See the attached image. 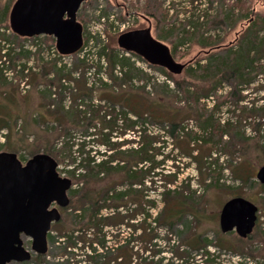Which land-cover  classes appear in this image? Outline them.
<instances>
[{"label": "trees", "instance_id": "obj_1", "mask_svg": "<svg viewBox=\"0 0 264 264\" xmlns=\"http://www.w3.org/2000/svg\"><path fill=\"white\" fill-rule=\"evenodd\" d=\"M154 1L157 3V8L161 6V9L159 8L161 12L154 13L151 10L153 6L149 3L143 10V14L156 18L161 15L166 19L171 12L170 8H162L161 3L158 4L157 0ZM220 1L222 4L219 7L222 8L220 12L219 9L209 12L210 8H207L206 12L185 15L188 19L184 18L180 26L171 25L167 31H161L160 18H157L158 38L170 42L175 59L179 54V49L185 47L186 41L210 50L209 53L206 52L205 57L199 58L191 64L188 63L180 75L169 73L160 66L150 65V67L160 69L166 77L164 82L157 83L158 91L148 88V84L140 86L133 84L135 73H144L148 76L147 72L145 73L133 59L144 61L142 57L134 53L128 54L125 50L111 47L106 43L100 48L98 54L100 60L107 64L109 77L115 84L120 86L130 84V86L127 87V90H122L121 94L113 90L109 95L103 97L111 104L110 107L106 106L105 114L101 115L102 106L95 108L90 105L85 110L79 109L77 106L52 110L49 104L42 102L39 110H33V113H24V115L19 112L11 116L0 111V133L4 130L8 131L7 137L9 140L11 139L9 150L16 152L18 149H25L30 156L42 152L50 154L62 166L60 173L67 174L73 182V188L70 191V207L65 211L63 221L56 225V234L51 235V246L57 250L59 256L55 261H48V264L86 263L84 259L76 260V257L87 259V252L93 253L92 250L95 253L89 254L91 264L94 261L98 262L100 258H107V255L112 252L114 259L119 260L123 256L124 251L122 250L126 248H128L129 264L136 256L141 260L139 264H157L158 260V264L163 262V258L156 259L158 255L156 253H160L161 250L154 251L153 256L143 257L142 255L141 257L142 249L134 246L129 247L131 243L129 240L127 244L124 242L113 248L106 245L108 242L105 239L108 235L105 231L118 230L126 225L132 234L139 233L137 237L142 241L143 251H145L149 250L150 246H158V228L164 226L172 229L177 225L184 226L187 224L184 223L185 217L196 218L197 216L196 212L199 207L196 190H192L188 194L185 193V187L175 185L178 182V173L166 170V163L172 159L171 154L166 152L165 145H161L160 134L151 130L149 124L162 125L166 129L165 134L172 139L174 145L184 151L182 154L185 157L196 161L202 171V167L206 163V156L201 152L194 155V151L199 150L197 147L200 143L213 141H209L207 137L214 138L217 135L223 141L224 135L228 133L227 129L233 125L231 122L234 121L233 119L225 120L226 123L228 122L224 123L225 125L222 124L220 118L216 119L218 111L222 112L226 109L230 114L241 112L238 124L243 119L247 120L256 114L264 119V105L258 106L255 102L250 107L246 101L248 96L243 95L245 92L249 93L250 90H253L252 87L259 86L256 82L257 77L264 73V25H262L264 22L258 19L259 14L254 11V0H235L231 4L228 0ZM15 2L16 0H8L3 3L0 0V88L4 98L9 101L14 100L15 91L12 92L6 87L10 83L8 75H6L7 70L17 71L18 69L17 73L21 74L22 79L31 80L32 78L33 86L38 88L41 84H48L46 77L54 75L52 72L58 71L54 76L61 79L58 75L59 72L67 69L66 65H63V68L59 67L57 60L42 58L41 50L34 51L25 48L22 44L23 41L36 40L39 36L21 37L11 31L9 16ZM212 3L213 0H211ZM237 10L239 17L235 19V16L232 15H235ZM179 15V12H176L171 16L173 22L179 19ZM229 18L234 21L232 29L237 26V19L239 23L248 21L249 24L244 31L240 32L235 42L226 43L227 35L223 38L221 35L211 34L207 23L209 22L211 27L219 26L230 23ZM6 30L10 31L9 35L6 34ZM84 33H86L85 29ZM43 37L45 41H52V47L54 46V52L57 54L53 36L45 35ZM99 38L101 36L93 37L96 41ZM90 41L85 34L84 44L88 45ZM62 56L59 54V57ZM76 59L79 64H83L87 58ZM30 60L34 61L38 71L28 66ZM116 69L119 72H116ZM115 73L119 74L115 75ZM54 82L53 78L52 84ZM224 83H228L230 87L226 94L220 92V89L225 87ZM88 91L92 92V90ZM213 94L214 106L210 111L211 114L207 118H203L202 121V116L199 115L196 107L209 109L207 99ZM120 95H122V100L119 99L121 101L118 100ZM118 104L121 106L120 112H117ZM45 112H53L54 119L48 118ZM186 115L198 122L202 131L200 134H193V137H189L193 132L182 125ZM19 120H22V124L15 132V125L17 126ZM52 122L55 123L54 127L49 125ZM250 124L256 131H261L264 127V121ZM79 130L82 134L74 135ZM131 132L138 135L136 147L124 148L128 140L114 141L115 138ZM95 135H97V139H95ZM29 140L30 144L27 142ZM97 141L106 147L105 151L96 150L93 143ZM254 145L261 147L260 140H255ZM262 149H264V145H262ZM210 159L212 162L209 165L212 167L218 163L220 158L213 159L210 156ZM157 180L162 181L163 190L160 195L164 206L159 214L154 216L151 210L156 208L157 202L148 190L155 186ZM125 182L129 184V186L127 185L128 189H122ZM148 182L151 183L150 188ZM121 183L123 185L118 187ZM124 209L126 210L124 211ZM142 211L144 214L141 223H134L133 221L139 217ZM90 229H94L95 232L90 234L88 232ZM256 229L247 238L239 236L237 243H230L229 247L234 250L238 249L235 251L236 254L244 257L254 256L252 255L254 252L247 249V244L255 238ZM77 231L84 233L77 234ZM202 236L198 235L189 246L193 249H202L208 259V264H220L216 262L215 253L209 250L214 242L208 236L204 238ZM78 237L83 239L82 245H79V240H76ZM62 238L67 240V243L61 240L64 246L59 241ZM218 238L221 244L226 241L222 234ZM94 239L99 241L105 249L103 253L93 247ZM217 244L216 247H223L221 244ZM237 244L241 245L240 248ZM51 250L47 254L48 256ZM65 256L66 260L63 258ZM37 259L41 264L44 262L43 255H38Z\"/></svg>", "mask_w": 264, "mask_h": 264}, {"label": "rangeland", "instance_id": "obj_2", "mask_svg": "<svg viewBox=\"0 0 264 264\" xmlns=\"http://www.w3.org/2000/svg\"><path fill=\"white\" fill-rule=\"evenodd\" d=\"M2 1L3 3H6L8 0ZM233 1L235 0H228L229 4ZM157 2L158 4H162V8H170L171 10L166 19L161 15L160 17H157L160 18L161 23L159 27L161 28V31H167L171 25L180 26L184 18H187L185 15L190 16V14L195 12L197 14L206 12L207 8H210L209 12H213L217 9H219V12L222 10V8H219L220 5H222L220 0H213L212 4L211 0H157ZM149 3L153 6L151 10L154 11V13L161 12V6L159 5L160 9L157 8V3H155L154 0L151 2L150 0H87L84 2L78 12V17L86 31L84 36L87 34L91 41L88 45L84 44L81 51L76 55H61L62 57H59V54L54 52L55 50L54 46L52 47V41H45L43 36H39L36 40L23 41L22 44L25 48L34 51L39 49L41 50L42 58H45L46 60H57L59 67L66 65L67 69L59 72L58 75L61 79L55 78L54 76L55 74L57 75L58 71L54 73L52 72L54 75L46 77L48 84H41L38 88L33 86L32 81L34 80H32V78L31 80L28 78L22 79L21 74L17 73L18 69L17 71L7 70L8 72L6 75H8L10 83L6 87L12 92L15 91V98L12 101L5 99L2 95L3 91H1L0 88V111H2L3 114H9L11 116L19 112L24 115V113L39 110L42 102L43 104H49L51 107L50 109L52 110H58L60 108L69 109V107L72 106H77L79 109L81 108L85 110L87 107H90V105H92V107L95 106V108H97V106H102L103 111L101 112V115L105 114V111L107 110L106 106L110 107L111 104L103 97L109 95L113 90H116L118 94H121L122 90H127V87L130 86V84H126L125 86L115 84L111 77H109L110 75L107 64L100 60V55L98 53L103 44L106 43L110 44L111 47H118L117 39L122 32L129 29L146 28L149 26V22L152 24V33L154 37L159 39L157 31L158 19L143 14V10ZM253 3L255 7L254 11L259 14L258 19L264 22V0H254ZM176 12H179L180 14L179 19H176L173 22L171 16L176 14ZM238 14L239 11L237 10V13L232 16H235L236 19L239 17ZM228 21H230V23ZM228 21L227 24L213 27H211L208 22L207 27H210L209 30H211V34L221 35L223 38L227 35L225 40L226 43L235 42L240 32L248 27L249 22L243 21L242 23H239V20L237 19V26L235 29H232L231 26H233L234 21L230 18ZM262 25H264V23ZM6 34L9 35L10 31L6 30ZM96 36H101V38L96 41V39H93V37ZM161 41L169 45L170 48L172 47L168 40ZM53 44L56 45L55 38ZM193 44L194 43L190 41H186L185 47L179 49L180 51L176 56V60L181 63L191 64L199 58L205 57L206 52H210L208 48H202L199 45ZM76 58L87 59L85 63L79 64V61ZM133 59L149 76H146L144 73H135L133 75V84L135 86L148 84V88L158 91L159 86L157 83H162L166 80V77L161 73L160 69L150 67L151 64L145 60L137 61L135 58ZM28 66L34 70L37 69L33 60L28 62ZM36 71H38V69ZM117 71L118 69H116V72ZM116 74L119 73H115V75ZM53 78L55 82L52 84ZM168 82L173 84L170 80H168ZM256 82L259 84V86L256 85L257 88L252 87L253 90H250L249 93L245 92L243 94L248 96L246 101L250 107L255 102H257L258 106L264 105V73L257 77ZM103 83L106 85L104 86ZM224 84L225 87L220 89V92L226 94L229 92L230 87L228 83ZM88 90H92V92ZM85 93L87 94L85 95ZM119 99L122 100V95H120L118 100ZM207 103L209 109H202L199 106L196 107L198 108L199 115L202 116V121L203 118H207L211 114L210 111L214 106V94L207 99ZM120 110L121 106L118 104L117 112H120ZM45 114L48 118H52V120L55 117L53 112H45ZM256 115L247 120L243 119L242 122L238 124V121L241 119V112L238 111L235 114H230L224 109L222 112L218 111L216 113L215 118H220L223 125H225V120L228 118L233 119L234 121H231L233 122V125L230 129H227L228 133L224 135L223 141H221L220 137L217 135L214 136V138L207 137L209 141L213 140V143H200L199 147H197L199 150L194 151V155L201 152L206 156V163L202 167V171L196 161L185 157L184 154H182L184 151L174 145L172 139L165 134L166 129H164L162 125H152L150 123V129L157 134H160L161 145H165L166 152H170L171 154L172 159L166 163V170L176 171L178 173V182H176L175 185L185 187V193L188 194L192 190H196V198L199 207V210L196 212L197 216L196 218L192 216L185 217L184 223L187 224H184V226L177 225L172 229H168L164 226L158 228V246H150L149 250L143 251L142 241L137 237L139 233L136 232V234H132V231L126 225L118 230L109 231L110 233L105 238L108 242L106 245L116 248V245L123 244L124 242L127 244L129 240L131 242L129 247L134 246L142 249L140 253L141 257L142 255L143 257L153 256L154 251L161 250L160 253H156L158 254L156 259L163 258V262L160 264H171L172 262V264H208V259L202 249H193L189 246L198 235H203V238L208 236V238L214 242V244L209 247V250L215 253L216 262L220 264H264V184L257 178L259 169L264 165V149H262V145H264V127L261 131H256L250 124L263 122L264 119L260 115ZM88 117H90V114H88ZM21 122L22 120H19L17 126L15 125V132L16 129L18 130L20 128L22 124ZM49 125L50 127H54L55 123L52 122L49 123ZM182 125H185L186 128H189L190 132H193L189 137H193V134H200V132H202L198 122L195 119L188 118L187 115L184 118ZM7 134V130L0 133V152H15L14 150H9V141L11 139L9 140ZM76 134H82L81 130L74 133V135ZM97 138V135H95V139ZM13 139L12 142H14ZM122 140H128V143L124 145V148L136 147L138 145V142L136 141L138 140V135L133 132L128 133L125 136H119V138H115L114 141L120 142ZM255 140H260L261 147L260 145H254ZM27 142L30 144V140ZM93 144L96 146L95 148L97 151L102 152L106 150V147L98 141ZM16 153L24 162L32 157L25 149H18ZM210 156L213 159L216 157L220 158L218 163L212 165V167L209 165V163L212 162L210 161ZM210 168L211 170H209ZM58 170H62L61 165ZM61 175L69 177L67 174L61 173ZM204 178H206L205 181H203ZM147 184H149L148 186L150 188L151 183L148 182ZM122 185L123 184L121 183L118 187H121ZM127 185L129 186V184L125 182L122 189H128L129 187L127 188ZM162 186V181L157 180L155 186H152L148 190L150 195L155 198L157 202L156 208L151 210L154 216L159 214L164 206V203L161 200L162 196L160 195L163 190ZM75 187H77V185H75ZM233 197H245L259 207L257 229L255 228L257 231L256 236L247 244V249L253 251L254 254L252 255L254 256L247 255L244 257L240 254H236L235 251L238 249L234 250L229 247V245L230 243H237L239 235L236 231L229 233H223L221 231L220 214L222 208L224 204ZM125 210L126 209H124V211ZM143 212L144 211H142L139 214V217L133 221L134 223H141V218H143L144 214ZM54 234H56L55 231ZM221 234L225 236L226 240L222 244L218 238ZM61 240L67 243V240L65 241L63 238L59 239V241ZM63 241H61L62 246H64ZM93 243H97L93 244V247L98 249V252L103 253V251H105L99 241L94 239ZM217 243L221 244L223 247H216L218 245ZM25 245L31 250V243L29 240ZM240 246L241 245H238L239 248ZM50 247L52 249L51 253L49 256H43L42 260H44V262L42 264H48V261H55L59 256L57 250H55L53 246ZM127 249L128 248L122 251H124V253L128 252ZM92 252L93 253H90L89 251L87 252V259L76 257V260L84 259L86 263L82 264H91L89 262L91 260H89V254L95 253L93 250ZM37 256L38 255L34 253L33 258L30 261L13 264H41L37 261ZM63 258H65V260L67 259L66 256ZM136 258L131 261V264L140 263L141 260H139V257L136 256ZM169 260L171 261L169 262ZM125 261L126 259H124V262ZM108 262L109 264H122V261L114 259L113 252L108 254L107 258H100L98 259V262L94 261L93 264H108ZM124 264H126V262Z\"/></svg>", "mask_w": 264, "mask_h": 264}, {"label": "water", "instance_id": "obj_3", "mask_svg": "<svg viewBox=\"0 0 264 264\" xmlns=\"http://www.w3.org/2000/svg\"><path fill=\"white\" fill-rule=\"evenodd\" d=\"M87 0H16L9 22L21 37L53 36L61 55H72L84 45V26L78 12ZM118 47L137 54L154 66L180 75L188 63L175 59L169 45L154 37L152 24L122 32ZM58 161L38 153L24 163L16 152H0V264L30 261L32 251L45 255L51 225L61 219L53 202L69 205L70 177L61 176ZM264 184V165L257 173ZM259 207L245 197L228 200L220 214L223 233L236 231L241 238L250 236L258 220ZM23 236L32 239V250L24 246Z\"/></svg>", "mask_w": 264, "mask_h": 264}, {"label": "flooded vegetation", "instance_id": "obj_4", "mask_svg": "<svg viewBox=\"0 0 264 264\" xmlns=\"http://www.w3.org/2000/svg\"><path fill=\"white\" fill-rule=\"evenodd\" d=\"M126 104V103H125ZM125 104H123L124 106H126ZM21 159V158H20ZM24 162V161H23ZM24 163H26V161L24 162ZM59 171V170H58ZM59 173H60V171H59ZM60 175H61V173H60ZM62 176V175H61ZM73 188V182H72V187L70 188V190L68 191V196H69V205L67 206V207H63V206H61V205H59L57 202H53L52 204H51V206L49 207V209L51 210V209H53V208H57L59 211H60V213H61V219L59 220V221H55V222H53L52 223V225H51V229H50V231H49V234H48V251H47V253L45 254V255H47L49 252H50V250H51V235H54V229H55V227H56V225L57 224H59V223H61L62 221H63V219H64V215H65V211L67 210V208H69L70 207V204H71V197H70V191H71V189ZM107 230V229H106ZM110 230H107V231H105L107 234H109L110 232H109ZM65 232V231H64ZM90 234L91 233H94L95 231H94V229L92 230V229H90L89 231H88ZM77 234H83L84 232L83 231H77L76 232ZM80 236V235H79ZM92 236V235H91ZM108 236V235H107ZM106 236V237H107ZM23 240H24V246L27 248V246L25 245L26 244V242L29 240L30 241V243H31V250H32V239L31 238H29V237H26V236H23ZM76 240H79V245L81 244L82 245V243H83V239L82 238H80V237H78ZM94 244H97V243H94ZM116 247H118V245H116ZM28 249V248H27ZM28 250H30V249H28ZM102 251V250H101ZM35 252L34 251H32V255L34 254ZM38 255V254H37ZM45 255H43V256H45ZM33 258V257H32ZM124 259H126V264H128L129 263V257H128V252H123V256L119 259L120 261H122V264H124L125 262H124ZM23 262V261H22ZM22 262H19V261H12L10 264H13V263H22ZM25 262V261H24Z\"/></svg>", "mask_w": 264, "mask_h": 264}]
</instances>
